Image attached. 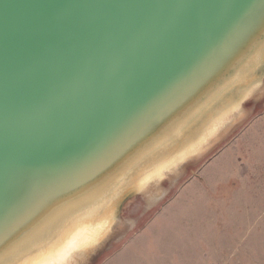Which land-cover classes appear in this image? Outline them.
<instances>
[{"label": "water", "instance_id": "water-1", "mask_svg": "<svg viewBox=\"0 0 264 264\" xmlns=\"http://www.w3.org/2000/svg\"><path fill=\"white\" fill-rule=\"evenodd\" d=\"M263 79L264 0H0V264L112 227Z\"/></svg>", "mask_w": 264, "mask_h": 264}, {"label": "rangeland", "instance_id": "rangeland-1", "mask_svg": "<svg viewBox=\"0 0 264 264\" xmlns=\"http://www.w3.org/2000/svg\"><path fill=\"white\" fill-rule=\"evenodd\" d=\"M261 83L236 124L126 199L97 246L69 264H264Z\"/></svg>", "mask_w": 264, "mask_h": 264}, {"label": "bare ground", "instance_id": "bare-ground-1", "mask_svg": "<svg viewBox=\"0 0 264 264\" xmlns=\"http://www.w3.org/2000/svg\"><path fill=\"white\" fill-rule=\"evenodd\" d=\"M252 91V89L247 91L243 97L247 98ZM224 116L225 114L222 115L221 119H224ZM221 119L217 120L215 123L217 124L221 121ZM213 125L215 124H211L210 128L206 131L203 137L196 142L194 146L181 155L175 156V158L170 162L177 163L189 153L199 150L205 140L215 133L216 127ZM171 163L168 165H162L157 169V172H151L150 174L146 175L145 178H141L140 180L138 179L139 186L143 187L152 176H160L159 174L164 169L168 168ZM112 217L113 216H111V214H104L99 218L91 220L90 222H81L75 225L56 247H52L50 251L34 259H30L24 264H69L71 262L69 260L76 258L78 253H80L77 255L79 257L83 254H87L88 251L92 249L109 232L111 229V223H113L114 220Z\"/></svg>", "mask_w": 264, "mask_h": 264}]
</instances>
